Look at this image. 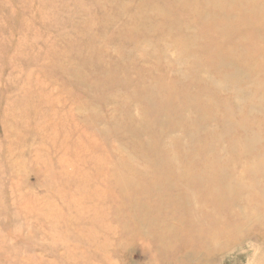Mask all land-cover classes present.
<instances>
[{
  "label": "rangeland",
  "instance_id": "374dc122",
  "mask_svg": "<svg viewBox=\"0 0 264 264\" xmlns=\"http://www.w3.org/2000/svg\"><path fill=\"white\" fill-rule=\"evenodd\" d=\"M194 75L222 91L229 169L264 160V0H0V264H255L211 180L180 166L198 169L188 123L219 129L173 109L206 97ZM160 87L167 124L141 127ZM241 179L244 199L263 192Z\"/></svg>",
  "mask_w": 264,
  "mask_h": 264
},
{
  "label": "bare ground",
  "instance_id": "6f19581e",
  "mask_svg": "<svg viewBox=\"0 0 264 264\" xmlns=\"http://www.w3.org/2000/svg\"><path fill=\"white\" fill-rule=\"evenodd\" d=\"M194 77L198 85L202 89V91L206 94V97L197 100L194 94L188 93L187 95H185V97H183L185 101L181 100V102L185 104V107L184 106L179 107L175 105L173 109L176 111L177 114H184L186 110L190 108L194 109L197 106H199L198 108L203 112L202 118L205 117L204 120L208 121V123L212 120H216L218 122L220 117L222 116V113L224 112V106L222 102L223 100L221 96L222 91L213 88V86L209 82H201L199 76L194 75ZM226 84L234 85V82H228ZM176 85L177 83L173 82L170 87H165L164 91L166 92V89L170 88L171 95H174L175 91L173 89L178 90ZM161 89L163 90V87L152 89L151 91L143 92L144 99L142 101L148 106L144 108V115L148 116L149 114H153V112L156 111V113L154 114L156 115V119L154 120L155 122L150 121L141 127L150 128L151 127L150 125L155 123L156 127L159 128L162 122H165L167 124L166 117L169 115L170 111L168 108H166L165 100L161 98V96L163 97ZM240 97H241L240 104H244L245 106H248V99L244 95ZM154 102H156V105H151V103ZM218 108H222L221 114L214 115L213 111H215ZM229 113L230 112H226L224 114L230 116ZM161 117L162 120L160 122ZM179 120L180 118L176 119V121L174 122L175 126H177V124L182 121ZM202 125L199 126V124H197L194 121L186 125L187 127L186 129L189 131V133L192 134V138L194 139L193 142H194L195 153L193 154L194 158L192 159L198 163V169H196V167H192L190 171L189 165H187L186 162L183 160L182 162H180V166L184 170L183 172L185 175L190 174V176H192L193 174L198 173L197 174L198 177L207 178L211 180L212 184L209 186V191L206 193V196H204V200L206 202L210 201L215 204L221 202L220 206H224L225 204L228 205L226 210H224V208L222 210L230 211V212H226L227 214L223 215L224 219L229 218V220L231 219L232 221H234L232 222V225L234 226V230H235V233L233 235L234 240L229 244L232 246V249L239 250L243 248L246 250V253L251 254L253 263L264 264V227H259V231H257L256 228H252L246 230L245 232L243 231L239 232L238 230L240 228H237L238 226L246 227L250 225V223H252L253 221L255 223L260 221L264 222V187L262 188L260 186V184L264 185V160L262 159L252 160L253 158L258 156V155H252L248 163L241 164L242 169L240 172L239 170L236 169V167L233 169H229L230 164L228 162L232 164H238L239 162L242 161L233 160V159L224 160L222 158L224 148H222L221 143H218L217 141L220 138H222L223 140L225 137H229L231 139V134L225 132V130L222 128L224 126V120L218 122L217 126L219 127V129L213 131L209 130L208 127L205 128V126ZM198 127L199 129H197ZM157 128L152 130L155 131ZM201 129H204L205 132L206 131L211 132V138H212L211 141L207 140L204 137L203 138L201 137V135L199 134V131ZM256 144L257 142L249 145L248 151H252L255 148ZM182 148L183 147L181 146V143L179 141L176 144V150H175L176 156L181 157L185 154ZM182 159H185V156ZM250 163L253 164H251L250 166ZM177 168L179 169V165H177ZM242 175L245 176L250 175V178L253 180L252 186L257 185L259 190L263 191L259 193L254 200L253 199L246 200L241 196V190L248 188V185H244V183L242 182L243 180L241 179ZM222 176H224L227 179V184L230 185L229 186L230 189H228V187L224 184L221 178ZM164 181L167 182V179H165ZM169 183H171L170 180ZM235 187H239V189L235 191V194L232 196L234 197L233 199L236 200L233 203H236L237 207H239L240 204L245 207H248L250 210V212L248 213V216L250 215L249 217H247L246 214L240 213L239 211L236 212L234 204H231L230 201L227 202V198H226L227 193ZM203 192H205V188L203 189ZM253 195L255 194L253 193ZM210 196H214V197L210 198ZM176 204L178 207L182 206L181 202H177ZM209 211L210 214H212L218 210L209 209ZM188 225L195 226V223L189 220ZM201 227H203V225ZM211 235L214 234L211 232ZM255 241L257 243H255ZM215 254L218 257L219 256L222 257L223 255H225L224 252L221 251H218V253ZM210 255L213 256L212 253Z\"/></svg>",
  "mask_w": 264,
  "mask_h": 264
}]
</instances>
